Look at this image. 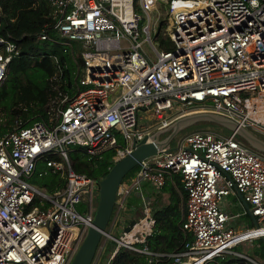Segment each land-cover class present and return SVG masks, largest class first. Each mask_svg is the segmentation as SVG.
Instances as JSON below:
<instances>
[{"label": "built area", "instance_id": "obj_1", "mask_svg": "<svg viewBox=\"0 0 264 264\" xmlns=\"http://www.w3.org/2000/svg\"><path fill=\"white\" fill-rule=\"evenodd\" d=\"M47 2L55 38L68 48L79 44L82 65L75 94L62 100L52 126L40 120L0 134V264L70 263L91 226L98 196L97 181L72 170L70 146L98 157L116 148L120 137L125 147L117 151L116 162L130 151L132 141H150L171 127L174 120L164 112L174 103L186 107L179 118L210 113L243 129L264 126V0ZM161 10L162 31L172 50L153 46L151 34L160 31L151 13ZM38 39H48L45 31ZM144 43L155 58L144 52ZM18 55L15 43L0 37V86ZM192 107L197 110L187 111ZM138 110H153L155 126H138ZM237 136L236 131L227 136L193 132L174 151L168 145L143 160L118 187L103 237L115 243L108 261L122 247L145 255L148 264L162 257L171 259L168 264H207L233 254L248 239L264 237V154L247 148ZM42 160L48 171L65 179L62 189L49 194L28 182ZM174 175H180L186 195L181 230L192 240H185L178 252L157 254L145 245L155 220L141 187L149 183L161 189L166 178L174 184ZM233 186L258 230L227 227L220 203ZM132 196L141 198L140 209L130 205ZM115 226L118 236L111 232ZM102 252L101 245L91 264H107L101 262Z\"/></svg>", "mask_w": 264, "mask_h": 264}, {"label": "trees", "instance_id": "obj_2", "mask_svg": "<svg viewBox=\"0 0 264 264\" xmlns=\"http://www.w3.org/2000/svg\"><path fill=\"white\" fill-rule=\"evenodd\" d=\"M0 5L2 8L0 37L15 43L19 50V55L12 60L7 76L0 86V134L17 127L30 126L33 122L40 120L52 126L58 110L62 107V100L69 99L75 94L77 70L82 65V59L77 55L75 44H71L68 48L63 41L55 38L56 31L52 26L54 19L47 0H0ZM45 25L48 27L44 30ZM163 28L164 23H159V31ZM42 31L47 34V40L38 39ZM161 45L165 50L173 49L171 42H161ZM197 123L204 124L206 127L213 124ZM224 130L228 135L231 133V130L227 128ZM237 138L244 145H248L241 137ZM117 144L116 148H110L98 157L89 156L83 147L70 146L67 155L72 170L96 181L102 179L115 163L117 151L125 147L120 137ZM248 147L251 148L249 145ZM42 162L44 164L43 160ZM37 169H39L38 166L31 177L38 175ZM135 170L137 167L132 169L123 180L131 176ZM40 177L46 178L42 188L49 194L64 187L65 179L59 172L47 171ZM173 179L175 188L166 181L171 189L169 203L152 211L155 224L152 234L147 236L145 241L147 248L158 254L178 252L182 250L185 240L190 242L192 240L190 235H184L181 230V202H185L186 195L180 182V175H174ZM132 199L130 204L133 205L138 199L135 196H132ZM110 223L111 220L106 230ZM257 242L259 249L250 253V256L258 255L264 259V244L259 239ZM100 245L103 247L102 262L106 263L115 248V243L107 241ZM137 247L142 245L138 244ZM153 261L152 264H168L171 259L162 257ZM107 264H148V262L145 255L121 247ZM207 264L251 263L230 254Z\"/></svg>", "mask_w": 264, "mask_h": 264}, {"label": "water", "instance_id": "obj_3", "mask_svg": "<svg viewBox=\"0 0 264 264\" xmlns=\"http://www.w3.org/2000/svg\"><path fill=\"white\" fill-rule=\"evenodd\" d=\"M197 122H209L227 128L231 131H236L237 135L247 142L251 148L260 153H264L263 140L255 137L247 129L237 127L232 121L210 113H195L180 117L171 125L169 128L171 129V133L164 140H159L157 137H154L148 141V139L144 137L139 142L132 141L130 151L118 159L109 169L108 173L102 179L97 181L98 196L93 221L91 226L87 229L82 242L77 248L69 264L92 263L100 242L105 236L107 225L111 220L117 190L124 177L143 160L155 156L160 151L167 148L170 141L177 133ZM258 127L264 130L263 125H258ZM167 150L174 151L175 148L170 147ZM225 176L227 179L231 180L229 175L225 174ZM233 190L238 195L245 209H247L253 223V229L258 230L259 226L256 218L251 214L248 204L244 201L243 196L238 192L235 186H233ZM134 223L135 221L132 220L125 228V231H128ZM250 236L252 237L253 235ZM259 240L264 244V237H259Z\"/></svg>", "mask_w": 264, "mask_h": 264}, {"label": "crops", "instance_id": "obj_4", "mask_svg": "<svg viewBox=\"0 0 264 264\" xmlns=\"http://www.w3.org/2000/svg\"><path fill=\"white\" fill-rule=\"evenodd\" d=\"M160 46H161V48H163V45L160 44ZM170 118H172V120H174L173 123H175V121H177L179 119V113H176V114L170 116ZM252 129H253V131H250L249 128L247 130L251 134H253L255 137H257V138L261 137V140L264 141V139H262V138H264V130L260 129V128H252ZM254 133L255 134L257 133L258 135H255ZM170 147H172V146H170ZM253 151H255V149ZM255 152H258V151L256 150ZM172 180H173L174 184L171 183L169 178H166V181L169 182V185L171 187L175 188L174 179H172ZM166 181H165L164 186L161 189H155V187L149 183H143L142 184L141 197L145 200L146 205L149 207L151 216H152L153 210L160 209L161 207H163L169 203V197H170L171 193L169 194L166 192L167 191L166 188H168V187H166V185H167ZM169 189H170V187H169ZM170 192H171V189H170ZM178 192L179 191L177 190V193ZM137 199H138L137 201H134L133 206L140 209L142 206V201H141L140 197H138ZM129 201H130V203H132V201H133L132 197L129 199ZM181 201H182V199H181ZM130 205H132V204H130ZM181 207H182V214H183L184 202H181ZM220 207L228 216V220L226 223L227 227L233 228L234 230L240 231V232L253 229V223H252V220H251V218L247 212V209H245L243 203L241 202V200L239 199L238 195L235 193L234 190H232V193L230 195L226 196L222 200V202L220 203ZM248 234H249L248 236H250V234L253 235V233H251V232H249ZM257 239H259V238L253 237V238L245 241L247 243H250L251 245H250V247L246 248L244 252L243 251L238 252L236 250V248L239 245L234 247L232 249L233 254H231V255L234 257L242 258V259L250 262L251 264H264V259L260 258L257 254H256L257 256H255V257H254V255L250 256V253L256 252L259 249Z\"/></svg>", "mask_w": 264, "mask_h": 264}, {"label": "rangeland", "instance_id": "obj_5", "mask_svg": "<svg viewBox=\"0 0 264 264\" xmlns=\"http://www.w3.org/2000/svg\"><path fill=\"white\" fill-rule=\"evenodd\" d=\"M159 16V18L157 19V17ZM163 18V12H162V10H161V13L160 14H158L157 12H153V13H151V19H152V23H154L155 24V29H156V31H157V29H158V26H159V23H160V21H161V19ZM151 38H152V42H153V46L157 49V50H160L161 49V47H160V42H171L170 40H169V37L161 30L160 32H159V35L158 36H154V33L153 34H151ZM78 46H79V44H75V46L74 47H76V48H78ZM143 50H144V52L148 55V56H152V58H155V54H154V51L151 49V47L148 45V44H146V43H144L143 44ZM75 55H76V52H75ZM77 55H78V51H77ZM110 100H111V97H110ZM186 107H183L181 104H178V103H174V106H173V108L172 109H170V110H167V111H165L164 112V115H165V117L166 118H169L170 116H172V115H174V114H176V113H178V112H180L181 110H183V109H185ZM197 107H192V108H189V109H187V111H189V112H191V111H196L197 109H196ZM151 111H153V110H150V112H149V110H138V112H137V124H138V126H141V127H146V126H151V127H154L155 126V121H154V118L151 116L152 115V113H151ZM201 130H206V131H214V132H216V133H219V134H221V135H223V136H227L228 135V133L224 130V128L223 127H221V126H219V125H217V124H212L211 126H209V127H206L204 124H201V123H195V124H192V125H190V126H188V127H186V128H184L183 130H181L179 133H177L174 137H173V140L171 141V143H170V146H172V148H175V146L176 145H178V143L181 141V139L185 136V135H188V134H190V133H193V132H198V131H201ZM249 130L250 131H253V129L252 128H249ZM171 133V129H169V130H166V131H164V132H162V133H160L159 135H158V139L159 140H164L165 138H167L168 137V135ZM255 134V133H254ZM255 135H258L257 133L255 134ZM260 139H261V137H259ZM238 139V138H237ZM262 139H264V138H262ZM247 148H249L248 147V145H245ZM72 149V148H71ZM249 149H251V150H254V149H252V148H249ZM256 151V150H255ZM258 153H260V152H258ZM37 166H38V168L39 169H37V172H36V174L38 173V172H47L48 170L45 168V166H44V164H43V162L42 161H39L38 162V164H37ZM136 172V170L135 171H133V173H135ZM133 173L131 174V175H133ZM37 176H39V175H36V176H34V177H31L29 180H28V182L30 183V184H32L34 187H36L38 190H41V191H45V192H47L44 188H42V184L44 183V181L46 180V178L45 177H37ZM42 176V175H41ZM166 187H168V188H166V192L167 193H171L170 192V189H169V185H166ZM156 189V188H155ZM96 206H97V202H95L94 203V207H95V210H96ZM94 210V211H95ZM111 222H112V218H111ZM111 224V223H110ZM111 232L113 233V235H117L118 236V231H117V229H116V226L115 227H113V229L111 230ZM251 235V234H250ZM107 242V240H105V238H102V244H104V243H106ZM100 243V244H101ZM250 243H247V242H244V243H241V244H239V246L236 248V250L238 251V252H241V251H245V249L246 248H248V247H250ZM101 246V245H100ZM97 252V251H96ZM103 261V255H102V257H101V262Z\"/></svg>", "mask_w": 264, "mask_h": 264}, {"label": "bare ground", "instance_id": "obj_6", "mask_svg": "<svg viewBox=\"0 0 264 264\" xmlns=\"http://www.w3.org/2000/svg\"><path fill=\"white\" fill-rule=\"evenodd\" d=\"M260 128V127H259Z\"/></svg>", "mask_w": 264, "mask_h": 264}]
</instances>
